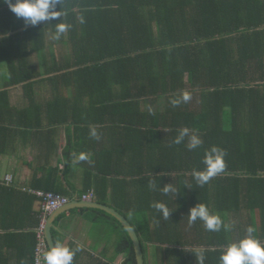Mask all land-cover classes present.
Returning <instances> with one entry per match:
<instances>
[{
	"label": "trees",
	"instance_id": "trees-1",
	"mask_svg": "<svg viewBox=\"0 0 264 264\" xmlns=\"http://www.w3.org/2000/svg\"><path fill=\"white\" fill-rule=\"evenodd\" d=\"M59 43L72 51L66 59L34 64L33 55L48 57L46 49ZM0 63L7 64L3 86L23 83L30 101L14 108L9 90H0V142L8 120L41 127L44 109L33 90L42 80L89 88L94 113L106 107V95L97 93L104 88H124L108 98H131L129 107L166 95L158 126L148 125L145 110L124 120L132 126L141 118L135 127L152 136L160 159L158 209L136 227L145 264H264V0H0ZM64 113L57 118L47 110L49 124L68 121L70 108ZM27 193L32 219L24 222L33 228L25 232L15 220L23 215V191L0 181V264L34 263L43 210L33 211L38 196ZM243 210L251 214V240L231 245L223 233L214 236L223 231L220 220L233 221ZM202 215L217 226L194 223ZM191 223L197 239L187 238ZM125 232L122 245H130L128 258L137 264ZM204 232L210 241H201ZM150 244L158 248L154 263Z\"/></svg>",
	"mask_w": 264,
	"mask_h": 264
},
{
	"label": "crops",
	"instance_id": "crops-1",
	"mask_svg": "<svg viewBox=\"0 0 264 264\" xmlns=\"http://www.w3.org/2000/svg\"><path fill=\"white\" fill-rule=\"evenodd\" d=\"M68 46L66 50L63 43H59L46 49L48 57L35 54L32 60L40 68V61L45 63L46 58L66 59L72 52ZM71 59H75V55ZM4 81L3 72L0 71V90H9L14 108L25 109L30 106L26 96L27 89L23 83L3 86ZM33 92L38 104L43 105L44 109L41 127L36 129L29 124L8 120L5 126H8L10 131L0 142V181L22 189V199L26 201L21 204L23 215H16V222L22 223L32 219L28 217L32 213V205L29 204V194H25V190L30 193L33 189L52 191L69 196L73 201L81 200V195L85 192L94 191L96 195L93 200L117 209L127 216L136 230L138 221L142 220V212L150 214L158 209L157 194L155 200L153 196L158 183L160 159L158 151L151 146L154 141L152 136H141L142 129L135 127L140 126L137 123L141 118L132 126H128L124 120L129 116V112H132V117H137L138 113L141 114L144 112L142 110H145L148 125L158 126L157 122L167 113L166 95H155L146 102L140 99V104L135 103L129 107L127 102L131 98H108L111 93H124V88H104L97 93L106 95V107L102 108V112L94 113L90 111L92 98L89 94L95 92L84 88L83 85L57 88L42 80L36 84ZM55 94L60 95L59 99L54 98ZM81 94H85V97L81 98ZM68 107L71 118L77 116L81 119L80 122L70 118L55 125L49 124L47 110L53 109L55 116L59 118L65 116L64 112ZM105 108L106 114L103 112ZM100 116L106 118L100 124H91L90 120H87ZM68 146L71 156L66 153ZM169 164L172 162L168 161L167 165ZM52 169L55 171H51ZM6 176H11L10 182L6 181ZM32 194L36 195L33 192ZM32 199L33 211L42 209L41 199ZM22 225H25V232L33 228L32 222L29 221ZM124 230L118 226L116 220L106 216V211L99 208L72 205L69 209L60 211L52 227L60 264H132L128 258L131 253L130 245L126 242L125 246L122 245L126 236ZM18 234L21 237L22 233ZM139 237L141 240V235ZM45 240V264H52L46 236ZM141 244L143 249L142 241ZM5 252L14 257V251ZM157 252V245L150 244L147 247L151 263L155 262Z\"/></svg>",
	"mask_w": 264,
	"mask_h": 264
},
{
	"label": "water",
	"instance_id": "water-1",
	"mask_svg": "<svg viewBox=\"0 0 264 264\" xmlns=\"http://www.w3.org/2000/svg\"><path fill=\"white\" fill-rule=\"evenodd\" d=\"M72 203H76V204H72ZM72 205L99 208L114 216L123 225L124 229L127 231L128 235L132 240L136 252L137 264H145L144 252L142 249L140 237L136 232L134 226L128 220V218L114 207L107 204L99 203L96 200H92V201L71 200L68 204L56 209L49 215L45 225V236L49 244L52 264H60V256H59L58 248L56 246L52 233V227L54 224L55 217L58 215L60 211L67 210L70 207H72Z\"/></svg>",
	"mask_w": 264,
	"mask_h": 264
},
{
	"label": "rangeland",
	"instance_id": "rangeland-1",
	"mask_svg": "<svg viewBox=\"0 0 264 264\" xmlns=\"http://www.w3.org/2000/svg\"><path fill=\"white\" fill-rule=\"evenodd\" d=\"M67 43L63 44V46L66 47V50H67ZM0 71L4 73H6L7 71V64L6 63H0ZM143 214V217H142V220H144V218L146 217V214L145 212H142ZM250 212L248 210H243L239 215L233 217V221L232 220H220L219 223L222 224L223 226V231L221 232L222 229H217L215 230V234L214 236H217V237H221V233H223V235L226 237H228L229 241L228 243L230 244V241H231V245H234L235 243H240V244H244V242L248 241V240H251V236L249 237V235L251 234V223H250ZM210 216H201L200 218H195V221L194 223L196 224H200V226H203L204 228H212V227H215L217 226V223L216 222H210ZM218 221L220 219V216H218L216 218ZM234 223V226L231 225V223ZM190 228L188 229L187 231V238L188 236L190 237V239H193L194 236H196V239H197V234L195 231H193L191 228H192V223L189 224ZM193 226H195V224H193ZM107 228V226H106ZM234 228V229H233ZM243 229H246L247 231L245 232ZM191 229V230H190ZM195 232V234L193 233ZM236 232V233H235ZM210 233V232H209ZM209 233L206 234L204 232L203 236L202 234L200 236H202L203 238L201 239V241H210V236H209ZM236 237H240V239H236ZM246 237V238H245ZM245 238V239H244ZM244 239V240H243ZM252 243H254V241L252 240ZM149 259L151 261V257L149 255Z\"/></svg>",
	"mask_w": 264,
	"mask_h": 264
},
{
	"label": "built area",
	"instance_id": "built-area-1",
	"mask_svg": "<svg viewBox=\"0 0 264 264\" xmlns=\"http://www.w3.org/2000/svg\"><path fill=\"white\" fill-rule=\"evenodd\" d=\"M11 176H6V181L10 182ZM42 201L43 214L41 216V222L37 228L38 244L36 246V256L33 264H45L47 244L45 240V225L46 216L51 214L56 209L68 204L72 199L69 196L58 194L52 191L45 190H32ZM94 191H88L81 195V200L92 201L95 198Z\"/></svg>",
	"mask_w": 264,
	"mask_h": 264
}]
</instances>
